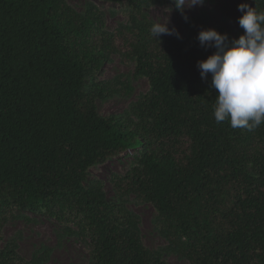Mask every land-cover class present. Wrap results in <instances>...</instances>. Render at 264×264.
<instances>
[{
  "label": "trees",
  "instance_id": "1",
  "mask_svg": "<svg viewBox=\"0 0 264 264\" xmlns=\"http://www.w3.org/2000/svg\"><path fill=\"white\" fill-rule=\"evenodd\" d=\"M126 1L140 12L173 0ZM250 2L264 10V0ZM123 32L121 51L91 9L0 0V227L16 212L44 214L76 229L89 264H167L144 247L134 215L106 202L99 183L86 185L90 168L131 154L135 164L111 179L116 195L150 204L190 264H264V124L216 123L211 75L202 79L197 67L214 48L197 37L157 40L149 24ZM108 53L148 81L131 107L137 121L101 118L83 90ZM0 264L29 263L6 243Z\"/></svg>",
  "mask_w": 264,
  "mask_h": 264
},
{
  "label": "rangeland",
  "instance_id": "2",
  "mask_svg": "<svg viewBox=\"0 0 264 264\" xmlns=\"http://www.w3.org/2000/svg\"><path fill=\"white\" fill-rule=\"evenodd\" d=\"M76 13L82 14L91 9L100 14L103 31L114 36V46L125 50L124 28L140 27L154 22H168L169 28H175L182 37H198L201 29L223 27L229 41L238 39V19L242 13L238 5L250 0H204L202 6L185 8L181 14L175 4L152 3L148 8L136 12L126 0L112 3L104 0H64ZM185 16L187 19H185ZM169 38L173 35H162ZM104 63L99 70L88 72L83 81V90L91 93L97 114L103 118L120 117L137 121L131 107L149 91L148 81L135 75L134 65L127 62L119 53L105 54ZM127 88L131 92L127 94ZM135 164L131 154L119 155L107 159L88 170L86 185L96 188L108 203L123 205L136 218L135 228L144 247L151 254H158L167 264H190L183 256V244L172 243L165 231L156 222L154 208L141 202L135 195H116L111 179L124 175ZM121 229L125 228L120 226ZM1 247L6 243L16 245L18 256L29 264H89L88 245L79 237L76 229L55 218L16 212L6 215L1 222ZM183 242V241H182Z\"/></svg>",
  "mask_w": 264,
  "mask_h": 264
},
{
  "label": "clouds",
  "instance_id": "3",
  "mask_svg": "<svg viewBox=\"0 0 264 264\" xmlns=\"http://www.w3.org/2000/svg\"><path fill=\"white\" fill-rule=\"evenodd\" d=\"M176 9L202 6L204 0H173ZM238 19L244 30L238 39L229 41L227 33L214 28L201 29L198 41L215 52L197 62L202 79L211 75V87L216 90L213 116L216 123L229 122L232 128L255 130L264 124V10L248 3L238 5ZM185 19L187 17L185 16ZM151 34L155 39L175 34L168 22H154ZM158 40V39H157Z\"/></svg>",
  "mask_w": 264,
  "mask_h": 264
}]
</instances>
